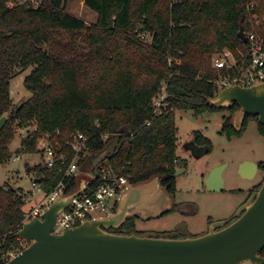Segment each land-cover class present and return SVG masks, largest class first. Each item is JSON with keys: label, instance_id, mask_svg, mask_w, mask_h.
<instances>
[{"label": "trees", "instance_id": "trees-1", "mask_svg": "<svg viewBox=\"0 0 264 264\" xmlns=\"http://www.w3.org/2000/svg\"><path fill=\"white\" fill-rule=\"evenodd\" d=\"M258 1L263 8L264 0H85L97 13V22L87 25L67 11L65 0H0V118L8 117L0 128V163L11 158L17 129L31 124L36 128L22 143L30 153L56 131L60 141L74 131L88 135V156L119 138L104 162L130 173L133 184L160 176L175 195L178 109L193 110L196 116L229 111L222 124L228 137L242 135L249 120L258 118L247 115L236 129L237 103L226 108L210 103L218 93L213 57L224 49L237 55L247 50L238 33L241 26L248 29V6ZM30 66L34 69L24 85L31 96L15 106L10 80L17 69ZM163 87L168 107L158 113L154 100ZM259 129L264 134L260 123ZM194 137L211 150L208 137L200 131ZM62 168L33 167L44 176L45 193L61 180L66 193L78 189L80 176H65L66 166ZM24 206L23 188L0 186V238L5 239L0 251L18 245ZM135 228V218L129 217L117 233L144 235ZM147 235L165 237L166 231Z\"/></svg>", "mask_w": 264, "mask_h": 264}, {"label": "water", "instance_id": "water-1", "mask_svg": "<svg viewBox=\"0 0 264 264\" xmlns=\"http://www.w3.org/2000/svg\"><path fill=\"white\" fill-rule=\"evenodd\" d=\"M246 42L245 29L238 33ZM217 107H240L234 115V127L240 129L247 115L258 117L264 126V82L241 86L230 85L210 100ZM8 117L0 118L2 128ZM114 139L96 155H89L81 170L93 172L82 178L77 191L62 194L42 214L41 218L27 219L17 231L24 237L26 247L6 264H240L251 261L264 264V179L260 188L235 213V219H219L210 224L209 230L197 236L183 238L120 234L108 229L119 227L128 216L136 213L143 219L156 218L173 208L174 197L162 185L164 178L155 176L148 181L130 185L119 197L116 210L84 223L54 232L57 217L99 174L98 166L113 154L119 144ZM89 163V164H88ZM87 164V165H86ZM252 166L251 174L246 167ZM259 163L246 160L241 174L254 177ZM224 165L211 170L206 181L207 190L222 191ZM184 169L175 171L180 175ZM244 211L239 214L240 210Z\"/></svg>", "mask_w": 264, "mask_h": 264}, {"label": "rangeland", "instance_id": "rangeland-1", "mask_svg": "<svg viewBox=\"0 0 264 264\" xmlns=\"http://www.w3.org/2000/svg\"><path fill=\"white\" fill-rule=\"evenodd\" d=\"M65 3L67 11L83 19L87 25L97 22V13L86 6L85 0H65ZM33 69L34 66L19 68L10 80L11 97L15 106H20L31 96V92L24 85V80ZM229 115L230 112L227 110L206 112L199 116L190 109L176 111L178 128L176 153L186 158L188 162L185 171L176 177L174 200L178 203L184 201L191 203L192 210L196 208V213L185 216L174 211L157 218L136 220L137 233L147 235L172 230L182 224L186 226L189 235L204 234L209 230V217L231 218L247 201L251 189L262 181L264 172H258L255 178H246L241 174V165L246 160L264 161V134L259 129L258 118H251L242 135L228 137L222 132V124L224 118ZM35 128V124H31L17 129L10 143L11 158L6 163H0V186L9 184L14 188H23V193L31 191L32 178L35 173L37 174L33 167L41 164L42 159L37 151L33 153L24 151L22 143ZM195 131H200L211 140L210 151L207 146L195 143ZM192 155L203 156L195 158ZM219 165H224L223 190H207L205 186L209 173ZM87 177L85 174L83 178ZM42 197V193L39 192L30 201L25 202V211L36 205ZM240 264L256 263L245 261Z\"/></svg>", "mask_w": 264, "mask_h": 264}, {"label": "built area", "instance_id": "built-area-1", "mask_svg": "<svg viewBox=\"0 0 264 264\" xmlns=\"http://www.w3.org/2000/svg\"><path fill=\"white\" fill-rule=\"evenodd\" d=\"M32 1L37 2V0ZM248 22V29L245 30L246 42H243L247 45V50L239 51L237 55L230 49H224L213 57V67L219 72L215 80L218 92L230 85L252 86L264 82V7L262 8L259 1L248 6ZM142 38L146 36L143 35ZM166 96L164 89V92L161 91L154 100L158 113L168 107L165 103ZM60 135L61 132L56 131L41 138L38 141L37 152L41 156L43 166L46 168L61 166L63 169L62 166L65 165V176H71L79 170L81 158L88 156L89 136L83 132L74 131L65 141H60L57 138ZM67 150L72 153L70 161H68ZM98 170L99 181L91 185L93 180L90 179L87 187L72 198L71 203L58 215L54 232H61L89 219L108 215L117 207L120 195L132 183L131 174L119 173L108 162L100 163ZM43 179V175L35 173L31 191L23 193L25 202L30 201L39 192L43 195L36 205L25 211L23 222L27 219L41 218L45 210L62 194H70L65 192L64 180H61L50 193H45ZM4 241L5 239L0 238V245ZM17 242L18 245H12L9 249L0 251V263H8L26 247L24 237L17 235ZM261 254L264 255V249Z\"/></svg>", "mask_w": 264, "mask_h": 264}, {"label": "flooded vegetation", "instance_id": "flooded-vegetation-1", "mask_svg": "<svg viewBox=\"0 0 264 264\" xmlns=\"http://www.w3.org/2000/svg\"><path fill=\"white\" fill-rule=\"evenodd\" d=\"M245 121V120H244ZM194 140H195V137H194ZM196 143V142H195ZM197 144V143H196ZM198 145V144H197ZM193 157H195V158H200V157H202L203 155H192ZM178 157H179V163H178V165H177V168H176V170H178V169H184V171H185V167L187 166V159L186 158H183L182 156H180V155H178ZM89 164V163H88ZM87 165V164H86ZM82 167H83V165H81L80 166V168H79V170H81L82 169ZM86 168L87 169H89L88 171H82V172H80L78 175L80 176V178H83L84 177V175L86 174L88 177L87 178H89V174L90 173H92L93 172V168L89 165V167L88 166H86ZM260 171H263L264 172V162H260L259 163V167H258V170H257V173H256V175L258 174V172H260ZM183 173V172H182ZM177 177V176H176ZM263 179H264V175H263ZM263 179H262V181H263ZM262 181L257 185V186H255L254 188H252L251 189V191H250V195H249V197H248V199H247V201L250 199V197L253 195V193H255L259 188H260V186H261V183H262ZM163 182V181H162ZM163 185V184H162ZM205 188H206V186H205ZM207 189V188H206ZM173 195V194H172ZM173 197H174V195H173ZM247 201H245V203L247 202ZM244 203V204H245ZM180 204V205H179ZM243 204V205H244ZM242 205V206H243ZM241 206V207H242ZM192 204L191 203H188V202H176L175 200H174V205H173V208H171V210L170 211H168V212H166V213H170V212H174V211H176V212H179V213H181V214H184L185 216H191V215H193V214H195L196 212H193L192 211ZM116 210V208L113 210V211H115ZM112 211V212H113ZM244 211V209H241L240 210V212H239V214H241L242 212ZM166 213H164V214H166ZM164 214H162V215H164ZM162 215H160V216H162ZM160 216H158V217H160ZM129 217H134L135 218V221L136 220H139V219H141V220H148V219H143V218H141L140 217V215L138 214V213H136V214H134V215H132V216H128V218ZM157 218V217H156ZM220 220L221 219H229V218H219ZM219 219H214V218H210L209 217V219H208V229H209V226H210V224L211 223H213L214 221H216V220H219ZM233 219H235V217L233 216V217H231V220H233ZM122 226V224L119 226V227H116V228H110V229H108L110 232H114V233H117V229L118 228H120ZM207 229V230H208ZM166 231V235L165 236H167V237H171V238H183V237H186V236H188L189 235V232H188V230L186 229V226H184V225H179V226H177L175 229H172V230H165ZM205 232H207V231H205ZM121 234V233H120ZM123 234V233H122ZM203 234V233H202Z\"/></svg>", "mask_w": 264, "mask_h": 264}, {"label": "crops", "instance_id": "crops-1", "mask_svg": "<svg viewBox=\"0 0 264 264\" xmlns=\"http://www.w3.org/2000/svg\"><path fill=\"white\" fill-rule=\"evenodd\" d=\"M253 162H255V163H260V162H258V161H253ZM262 162H264V161H262ZM252 169H253V167L252 166H248V167H246V173H248V174H251V171H252ZM256 176V175H255ZM255 176L254 177H251V178H255ZM246 178H250V177H248V176H245Z\"/></svg>", "mask_w": 264, "mask_h": 264}]
</instances>
